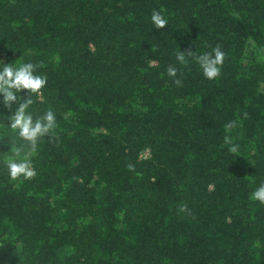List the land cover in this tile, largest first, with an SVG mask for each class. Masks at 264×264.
<instances>
[{
  "label": "trees",
  "instance_id": "obj_1",
  "mask_svg": "<svg viewBox=\"0 0 264 264\" xmlns=\"http://www.w3.org/2000/svg\"><path fill=\"white\" fill-rule=\"evenodd\" d=\"M217 45L216 79L176 60ZM0 62L36 65L28 111L56 117L13 180L0 95V264H264V0H0Z\"/></svg>",
  "mask_w": 264,
  "mask_h": 264
},
{
  "label": "clouds",
  "instance_id": "obj_2",
  "mask_svg": "<svg viewBox=\"0 0 264 264\" xmlns=\"http://www.w3.org/2000/svg\"><path fill=\"white\" fill-rule=\"evenodd\" d=\"M151 22L157 30L164 29L168 25V20L160 11L154 10L151 14ZM191 58L199 65L206 79L213 80L220 76L221 68L225 59V53L221 47L217 45L209 52L197 54L190 50L178 51L176 60L181 65H187L188 59ZM3 64L0 70V95H2L3 107L8 110L11 115L8 116L9 127L18 138L23 141L20 145H14L11 149L12 156L7 159L6 167L11 179L16 180L23 176L24 179H32L36 175L35 169L31 164V155L36 152L38 141L49 136L56 127V117L53 111L48 110L39 118H33L28 111L34 103L33 96H42V89L47 83V77L36 74V65L32 63H22L14 67L12 64ZM157 61L151 59L149 66H155ZM167 75L173 78L176 86H181L182 81L177 79L176 67L169 65L167 67ZM25 92L26 95H19ZM15 105V107H13ZM246 116V114H245ZM237 126L236 121H230L226 124L225 132L230 133ZM224 144L229 145L228 151L236 154L239 151V145L233 144L230 135L224 136ZM129 171H135V166L127 165ZM250 199L259 201L264 204V183H261L251 194ZM180 212L187 211V205L179 209Z\"/></svg>",
  "mask_w": 264,
  "mask_h": 264
},
{
  "label": "rangeland",
  "instance_id": "obj_3",
  "mask_svg": "<svg viewBox=\"0 0 264 264\" xmlns=\"http://www.w3.org/2000/svg\"><path fill=\"white\" fill-rule=\"evenodd\" d=\"M142 155V159H146V158H148V156H149V153H148V151H144V152H142L141 153Z\"/></svg>",
  "mask_w": 264,
  "mask_h": 264
},
{
  "label": "built area",
  "instance_id": "obj_4",
  "mask_svg": "<svg viewBox=\"0 0 264 264\" xmlns=\"http://www.w3.org/2000/svg\"><path fill=\"white\" fill-rule=\"evenodd\" d=\"M146 151H148V150H146ZM149 153V152H148ZM142 155V154H141ZM140 158L142 159V156H140Z\"/></svg>",
  "mask_w": 264,
  "mask_h": 264
}]
</instances>
